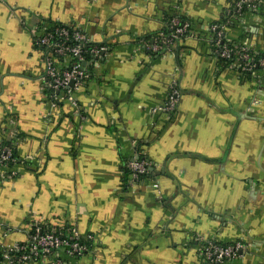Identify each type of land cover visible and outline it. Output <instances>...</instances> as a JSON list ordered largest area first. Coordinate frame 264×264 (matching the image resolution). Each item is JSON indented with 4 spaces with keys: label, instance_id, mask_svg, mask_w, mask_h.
I'll list each match as a JSON object with an SVG mask.
<instances>
[{
    "label": "crops",
    "instance_id": "obj_1",
    "mask_svg": "<svg viewBox=\"0 0 264 264\" xmlns=\"http://www.w3.org/2000/svg\"><path fill=\"white\" fill-rule=\"evenodd\" d=\"M234 1L0 0V139L20 161L18 177L0 182V247L41 223L95 238L74 264H203L204 239L243 244L223 264H264V81L220 63L212 46ZM261 3L228 22V41L264 52ZM175 15L189 33L154 52ZM56 24L106 48L70 89L77 108L51 107L43 93L37 39ZM173 81L175 111L154 112ZM136 156L150 171L131 186Z\"/></svg>",
    "mask_w": 264,
    "mask_h": 264
},
{
    "label": "built area",
    "instance_id": "obj_2",
    "mask_svg": "<svg viewBox=\"0 0 264 264\" xmlns=\"http://www.w3.org/2000/svg\"><path fill=\"white\" fill-rule=\"evenodd\" d=\"M262 6L261 0H235V11L241 16L243 9H249L251 12H258ZM230 13H228V16ZM173 34L170 38L162 37L161 44L152 46L154 52H162L163 48H173L182 37L190 31L188 22L182 23L179 15L173 16L171 20ZM226 26L214 24L211 27V33L215 34L216 45L226 40L224 31ZM91 45L89 38L80 30L73 27L56 24L44 30L37 39V46L47 50L45 58L46 72V89L50 92L51 107H56L59 99H64L74 108H77V102L70 92V83L74 82L75 90L87 80L88 76L84 69L83 63L88 61L86 57V47ZM106 48L94 46L88 52L89 57H95L105 51ZM219 56L225 59H231L233 55L241 61L240 69L245 73H251L254 78L261 77L263 80L264 73L254 72L255 66L264 67V58L255 60L250 52L254 55L262 53L257 51L253 44L246 40L236 46V50L228 46H221L216 51ZM238 64V62L236 63ZM61 97V98H60ZM181 98V91L176 81H173L169 87L166 103L164 106L154 109L156 113L170 114L175 111ZM56 101V102H55ZM0 139V182L10 178H17L19 175L18 159L14 157L16 143L10 146H2ZM18 160V161H17ZM128 170L131 172L129 183L131 186L138 184L141 179L149 174L150 166L147 161L141 160L140 156L133 158L128 164ZM41 223L35 224L28 235V239L19 245L13 247H1L0 264H74V258L82 257L90 249L86 244H82L80 239L95 241L93 236L81 238L79 234L68 229L64 233L63 228H52L45 230ZM244 248L241 242L231 245H221L214 240H200L199 255L203 264H222L228 259L239 257L240 251Z\"/></svg>",
    "mask_w": 264,
    "mask_h": 264
},
{
    "label": "trees",
    "instance_id": "obj_3",
    "mask_svg": "<svg viewBox=\"0 0 264 264\" xmlns=\"http://www.w3.org/2000/svg\"><path fill=\"white\" fill-rule=\"evenodd\" d=\"M249 12H251V11H249V9H243L242 11H241V16H239V14L235 11V9H233V10H231V12H230V16H227V18H225V19H222L220 22H218L217 23V25L220 27V26H222V25H227L228 24V22L230 21V20H232V19H235V20H240L242 17H244V15L245 14H247V13H249ZM179 18H180V20L182 21V23H185V22H187L186 21V19L183 17V16H179ZM189 23V22H188ZM190 24V23H189ZM164 35V37H166V38H170L171 36H172V34H173V30H172V27H171V25H170V29L166 32V33H163ZM188 34V33H187ZM186 34V35H187ZM185 35V36H186ZM215 35V34H214ZM184 36V37H185ZM183 38V37H182ZM161 42V39H157V41H156V43L155 44H161L162 45V43H160ZM241 42H243V41H241ZM240 41L239 42H231V41H226V40H223L220 44H219V46H217L216 45V43H217V41H216V38H215V36L213 37V42H212V46H213V48L215 49V51H217V50H220L221 49V46L223 45V46H228L230 49H233V50H236V46H239V44L241 43ZM163 47H165L164 45H162ZM92 47H94V45L93 44H91V45H88L86 48V51H87V53H86V57H87V59H90V57H89V54H88V52L90 51V49L92 48ZM97 47H100V46H97ZM162 47V51H164V49L165 48H163ZM41 48V47H40ZM42 50L43 49H45V48H41ZM259 52V51H258ZM255 53L253 52H250V55H252V57H254L255 58V60H259V59H261V58H264V52H262V53H260V54H258V55H254ZM218 58V60H219V62L220 63H222V64H224L226 67H228L229 65H233V64H235V63H237L238 62V64H241V61L240 60H238V59H236L235 58V56L233 55V57L231 58V59H225V58H222L221 56H218L217 57ZM241 70V69H240ZM253 71L254 72H260V71H262L263 73H264V67H258V66H255L254 68H253ZM242 73L247 77V78H252L253 76H252V74L251 73H245V72H243L242 71ZM261 79V77H258V79ZM263 81H264V76H263ZM43 93L46 95V96H48V97H50V92L47 90V89H44V91H43ZM12 140H8V139H5V140H3L2 141V146H10L12 143ZM14 157L13 158H17L18 160H19V158H18V155H17V152H16V148L14 149ZM145 160L144 158H142L141 157V160ZM17 160V161H18ZM146 161V160H145ZM18 164H20V161H18ZM130 176H131V172L128 170V168H127V170H125L124 171V182H126V181H128L129 179H130ZM149 177V174H147L146 176H144L141 180H144V179H146V178H148ZM45 228V230H52V228L53 227H50V226H45L44 227ZM57 229V228H56ZM68 229H70V228H63V231H64V233H67V230ZM80 242L82 243V244H86L88 247H89V249H91L92 248V243L90 242V241H87V240H83V239H80ZM219 244H221V243H219ZM221 245H224V244H221ZM199 246H200V244H199ZM0 250H2V248L0 247ZM85 255V254H84ZM83 257V256H82ZM82 257H76V258H74V262H77V261H79ZM227 261V260H226ZM226 261H224V262H226ZM223 262V263H224ZM222 263V264H223Z\"/></svg>",
    "mask_w": 264,
    "mask_h": 264
},
{
    "label": "water",
    "instance_id": "obj_4",
    "mask_svg": "<svg viewBox=\"0 0 264 264\" xmlns=\"http://www.w3.org/2000/svg\"><path fill=\"white\" fill-rule=\"evenodd\" d=\"M155 42H153V45H154ZM105 54V51H102L101 52V55L104 56ZM95 59H98V58H95ZM87 65V61L83 63V66H86ZM70 87H74V82H71L70 83Z\"/></svg>",
    "mask_w": 264,
    "mask_h": 264
}]
</instances>
